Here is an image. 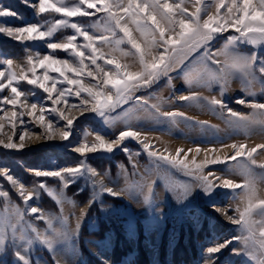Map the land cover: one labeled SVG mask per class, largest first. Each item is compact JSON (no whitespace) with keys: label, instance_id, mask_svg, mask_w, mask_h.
I'll return each mask as SVG.
<instances>
[{"label":"snow or ice","instance_id":"1","mask_svg":"<svg viewBox=\"0 0 264 264\" xmlns=\"http://www.w3.org/2000/svg\"><path fill=\"white\" fill-rule=\"evenodd\" d=\"M26 6L34 9L37 19L21 26H6L0 24V34L15 40L18 43L42 42L50 50L47 54L32 52L25 49L27 55L17 60L14 58H0V94L7 91L8 95H0V133H3L5 123L11 129L12 135L7 140L0 138V146L6 149L22 150L25 141L40 139L54 140L57 137L61 141H69L73 135L75 122L79 118L72 115V111L78 110L80 115L87 112L95 114L106 124H112L117 118H121L124 127L111 136L102 133L85 132V140L71 150L80 157L99 152L111 154L117 149L128 153L124 141L128 139L141 143L150 158H155L154 168L162 169V164L171 167H182L187 175L193 178V183L175 189L177 203H184L195 194H201L208 198L213 211L227 217L233 224L240 226L245 235L234 236L224 242L216 243L206 249V264H216L218 254L229 245L239 243L240 247L231 248L234 256H245L256 264H264V198L260 197L258 185L264 184V162L258 161L257 155H264V143L249 148L247 143L224 144L221 147L231 148V155L209 157L208 153L217 152L216 148L202 149L197 146L185 151L183 148L176 150L175 155H164L154 148L147 136L142 137V132L134 128L131 119L139 120V113H133L131 109H124L122 116L113 117L112 113L117 108H122L129 100L143 104V111L147 113L145 118L157 122L167 121L173 125L187 120L184 112L166 110L163 105L167 101L157 98L156 103L149 104V99L136 96L141 88H150L161 77L168 76L178 59L182 67L184 58L193 51L203 49L197 60L203 61L202 67L186 71L184 77L187 86L206 88L209 92L214 86L219 88L218 99L216 95L210 98L202 97L199 92H190L179 96L183 102H195L200 107H207L210 111L218 112L225 123L236 130H243L247 135L257 126L264 131V102L255 99L246 100L237 98L235 103L250 108L252 112L243 113L233 110L224 101L223 97L228 91L231 82L238 80L242 91L250 97L257 95V87L264 94V58L256 51L245 52L240 44H249L253 48L264 46V0H21ZM215 9L214 12L211 9ZM223 10V12H222ZM97 13H103V23L99 20L87 24L74 21L69 18L93 17ZM56 14L60 18H56ZM14 17L23 19L18 12L0 4V18ZM72 29V34L64 35L62 39H54L58 32L64 29ZM229 29L239 35H227ZM139 33L142 43L138 42L133 32ZM97 32L100 34L97 35ZM122 33V35H118ZM82 37L83 43H78ZM223 37V44L215 51L212 50V42ZM128 44L129 50L121 48ZM109 47L112 52H119L122 56H132L139 64L138 71H131L127 64L119 63L114 56H106L102 49ZM57 50L68 53L73 59H63L54 53ZM134 50V51H132ZM162 50V51H160ZM223 57L221 62L218 57ZM90 61V65L85 61ZM103 60L105 65L113 68H105L97 64ZM215 65V67H212ZM94 66V67H92ZM38 69H43L38 73ZM86 76L93 84H85L82 77ZM49 73H58V77H52ZM71 74L69 77L68 74ZM63 77V79H59ZM22 84L40 89L44 94L43 101H50L48 106L43 101L29 102V96L36 93L31 89L25 90ZM58 84H66L68 87L58 88ZM171 85V77L168 79ZM84 93L85 95H81ZM75 96L79 103L70 102L69 97ZM49 115L55 114L63 121L61 127H56ZM35 118L43 133L37 134L23 131L16 133L17 122L23 124V117ZM163 118V121L161 120ZM179 118V119H177ZM202 129H215L214 125L207 121L197 122ZM218 131V129H215ZM92 136L93 142L89 143L87 137ZM166 151V150H165ZM205 152V159L199 163L193 156L187 160L190 153L199 155ZM183 157L181 158V154ZM136 155H139L137 153ZM131 159V154H129ZM230 162H235L231 164ZM227 164L231 175H239L243 182H236L231 178L216 175L212 170L205 172L209 165ZM133 169L137 168L135 163ZM166 172V169H163ZM35 177L54 178L59 182L58 188L49 187L44 181H36L31 187L26 186L19 178L15 177L7 167H0V176L6 179L16 189L23 201L24 208L12 203L10 193L0 189V198H3V215H0V255L13 256L12 264H32L30 255L33 245L39 244L49 253H53V264H70L63 258V250L78 234L80 219L86 215L81 209V216L77 217L74 229L68 227L69 217L64 215V204L76 206L75 201L69 199L64 189L78 179L84 177L92 182L95 200L107 193L112 197H120L127 193L130 198L142 202L146 206L155 203V184L152 179V167H146L144 173L139 174V179H130L125 175V187L109 186L105 184L107 173L101 174L92 168L86 159H81L74 166H67L54 170L30 169ZM126 171V170H125ZM132 176L138 175L133 172ZM99 177V179H97ZM228 189L233 193V199H239L240 203L233 211L237 215H229L228 210L216 205L212 199L217 189ZM41 190L60 205L59 214H45L36 206L29 205V201L39 199ZM239 190V191H237ZM142 196V201L138 199ZM39 213V215H35ZM33 214L35 219L41 220L46 225L42 231L31 220L26 219ZM59 256V258H57ZM0 264H7L2 261Z\"/></svg>","mask_w":264,"mask_h":264},{"label":"rangeland","instance_id":"2","mask_svg":"<svg viewBox=\"0 0 264 264\" xmlns=\"http://www.w3.org/2000/svg\"><path fill=\"white\" fill-rule=\"evenodd\" d=\"M33 2H35V0H33ZM205 2H210V0H205ZM0 4L18 12L19 15L23 18L21 20L14 17H2L0 18V24H6V26H21L25 23L34 22L37 19H41L35 16L33 8L26 6L21 2V0H0ZM103 16V13H97L93 17H76L69 19L74 21L86 22L87 24H91L97 20L103 23ZM56 18L60 17L56 15ZM72 31L73 30L70 28L64 29L62 30V32H58L54 39H62L64 35L72 34ZM99 34L100 33L97 32V35ZM118 35H122V33H118ZM133 35L136 37L138 42L142 43V39L140 38L139 33H136L134 31ZM227 35L239 34L235 33L234 30L231 29L230 32L224 33V36ZM1 43H8L10 45L12 44V46L16 45L18 48L16 51L12 50V52L9 53L2 50ZM78 43H83L82 37L78 38ZM222 44L223 37H219L218 41L212 42V50L215 51ZM0 46V58L9 57L17 60L27 55L25 51L26 48L31 50L32 52L38 51L41 54H47L50 51L42 42H26L25 44H21L3 34H0ZM239 47L242 51L245 52L256 51L261 58H264L262 54L264 53V46L253 48L252 45L242 43L239 45ZM121 48L129 50L130 46L125 43L121 45ZM102 51L106 56H114L116 60L122 65H129L131 71L139 70V64L132 56H122L119 52H112L109 47H104ZM202 52L203 49H199L198 51H193L188 54L183 60V64L186 65V67H182L181 63L179 62L178 54V59L175 62L173 69L169 71L168 76L161 77L159 81L155 82L150 88H141L135 93V95L139 97H153L152 99H149V104L156 103L157 98L163 101H167V103L163 105L166 110L184 112L188 117L187 120H182L180 123L173 125L167 121H163V118H161L163 122H157L156 120L145 118L147 116V113L143 111L144 106L142 102L137 103L135 102V100H129V102L124 104L122 108H117L116 112L112 113L113 117H117L118 114L122 116L124 109H131L133 113H139L141 118L139 120L133 118L131 119L130 123L134 128H137L142 132L141 138L146 135L148 138L147 142L154 146V148L149 149V151L158 150L159 153L164 155H168L169 153L175 155L176 150L179 148H183L185 149V151H187V149H194L197 146L205 150L214 147L217 149V152L208 153V156H219L223 158L224 156L231 155L233 152L231 148H223V150L221 151L220 149L224 144L247 143L249 148H251L255 147L258 144L264 143V131H261L258 126L251 130L247 135H245V132L243 130H236L229 127L225 123V120L221 118L218 112L214 113L207 107H200L195 102H183L179 100V96L187 95L190 92H199L202 97L207 96L210 98L212 95H216L218 99L220 98L218 86H214L211 92H209L206 88L193 87L190 89L187 86L184 73L189 70H192L194 72L197 67H202V59H196L197 57L201 56ZM54 54L59 58L69 60L73 59L68 53L60 50H57V52ZM218 59L223 62L224 58L221 56L218 57ZM85 63L90 65V61L86 60ZM97 64L105 68H113L112 65H105L103 60H98ZM212 67H215V65H212ZM87 70L88 69H85V76L82 77L85 84H88L89 82L93 84L97 83L98 81H91V78L86 76ZM43 71V69H38V73H42ZM49 75L52 77L59 76L58 73H49ZM68 75L69 77H71L70 73ZM169 77H171V85L168 84ZM59 79H63V77H59ZM21 87H23L25 90L31 89L36 93L35 96L28 97L30 103L41 102L46 95L42 92V90L32 88V86L26 84H22ZM57 87L64 88L68 87V85L58 84ZM256 92L257 95L255 97L247 96L242 91L240 82L238 80H233L223 99L233 110L247 114L252 112V110L250 108L236 104L235 100L237 98L243 97L246 100L255 99L259 102H264V94L260 93L258 87L256 89ZM8 94L9 93L5 91L0 95ZM81 95L83 96L85 94L82 93ZM68 99L70 100V102L77 104L79 103V100L74 95L72 97H69ZM43 102L50 106V101ZM72 115L79 118L75 122V127L72 130L73 135L72 137H70L69 141H61L59 137L54 140H46L43 138V136H41L40 139L34 138L30 141L26 138L25 147L22 150L6 149L3 146H0V167H7L8 169H10L11 173L15 177L19 178L21 182L25 183L26 186L31 187V185L36 181H44L48 184L49 187L52 188H58L60 186L59 182L56 179L45 177L37 178L29 170L60 169L67 166H74L78 163L79 160L86 159V162L92 168L96 169L99 173H107V176L105 177V184H108L109 186L115 185L118 188H123L125 187V175L129 176L130 179L138 180L139 174L144 173L146 167H152V179L156 181L154 189L156 199L155 203L151 206V211L166 214L164 224L165 230L167 229V231L163 251V256L166 264H173V253L174 250L178 248V244H180L181 247L185 250L186 255L189 259L187 263L182 264H206L207 257L205 254H203V252H201V241H205L204 238L206 236L215 234V237H217L219 234H224L225 236H230L232 238L234 236H242L245 234L241 231L240 226L233 225L226 216L213 211L212 207H210L209 199L203 197L201 194L193 195L184 203H177V192L175 191V189H179L185 185L190 186L193 183V178L190 175H187L185 170H183L182 167L179 166L171 167L170 165L162 164V169L160 171H156L154 168L155 158H150L148 152L144 150L143 145L141 143H138L136 140L128 139L124 141V146H126L129 150L128 153L117 149L111 154L99 152L95 154H87L86 158L80 157L79 154L73 152L71 148L78 145L79 143H82L85 140V132L102 133L111 136L115 133H118L124 127V124L122 123L121 118H117L115 121H113L112 124H106L102 121L101 118L97 117L91 112L80 115L79 111L75 109L72 111ZM46 116H48V119H51L54 122L56 127H61L64 123L63 121L59 120V117L55 114L49 115L46 113ZM23 120V124L17 122L16 125L17 143H19L18 135L23 131H29L37 134L43 133V128L35 118L24 116ZM199 121H207L208 124L214 125L215 129H218V131L215 129H202L197 123ZM8 135H12V132L8 124L5 123V128L3 130V133H0V138L7 140ZM87 141L89 143H92L93 137L88 136ZM137 153H139V155H136ZM129 154H131V159L129 158ZM193 156L196 157V162L199 163L205 159V152L202 151L199 155H197L195 152H192L188 155L187 160L191 161ZM182 157L183 153L181 154V158ZM256 158L259 159V155H257ZM133 163L137 165L136 169H133ZM230 163L235 164V162ZM97 164L99 165V168ZM163 169H166V172ZM227 169V164H215L209 165L204 169V171L208 172L209 170H212L218 176L231 178L240 183L243 182V178L241 176L231 175ZM134 171L137 172L138 175L132 176L131 174ZM256 171L261 172L264 170L257 168ZM97 179H99V177H97ZM71 187H73V191L71 192L72 194L68 195L67 190L71 189ZM0 189L8 191L10 193L12 203L20 204L22 208L24 207V205H22L23 201L19 197L16 189L13 188L9 184V182L2 176H0ZM93 192L94 189L92 187V182L84 177L78 179L76 182L70 184L69 187L64 189L65 195L72 199L73 196L76 197L77 195L93 196ZM42 195L46 198L47 201H49V203L56 207V205L51 200H49L48 196H46L42 190L39 201L41 200ZM99 197H102L105 202H109L105 199L106 197L115 201H119L116 199L117 197H112L107 193H104ZM212 199L214 200L216 205H219L228 210L229 215H237V213H235L233 210L238 205L241 207V209L244 207V205L240 203L239 199H233V193L228 189H217L216 194ZM35 203L36 199L29 201V205L31 206H35ZM109 203L113 202L111 201ZM3 204V198H0V210H3ZM113 204L121 205V202L119 201V203ZM94 208L96 209V212H98L97 207L95 206ZM91 215H93V213ZM88 217H90V215H87V218ZM100 218L103 219L101 216ZM26 219L32 220L31 217H26ZM105 222L107 224V220H105ZM172 228L176 230V240L173 242L171 240ZM212 231H214V233ZM200 236L202 237V240L199 239ZM206 243L207 245L211 244L210 241L205 242V245ZM240 246L241 245L239 243L235 242L230 245L231 248ZM227 251V249H224L221 253L218 254L216 264H256L255 261H252L245 256H235L234 258H228ZM8 256L9 253L1 255L0 262L8 261ZM182 256L183 254L180 252L179 258ZM93 258L97 259L96 257ZM85 259L87 260V258ZM159 259L160 246L158 249L156 264H160ZM99 262L102 263L101 261Z\"/></svg>","mask_w":264,"mask_h":264},{"label":"crops","instance_id":"3","mask_svg":"<svg viewBox=\"0 0 264 264\" xmlns=\"http://www.w3.org/2000/svg\"><path fill=\"white\" fill-rule=\"evenodd\" d=\"M211 11L214 12L215 9L213 8L211 9ZM230 31L231 29H229L228 32ZM263 157L264 155H259L258 161L264 162V160L262 159ZM260 185H259L261 189L260 197L264 198V184H260ZM45 195L48 196L46 193ZM48 198L56 205L57 213L46 211L41 206L40 204L41 200L39 201V199H36L35 206L41 209L45 214L47 213L59 214L60 205H58L51 197L48 196ZM68 198L75 201L76 204L75 207L67 203H65L63 206L64 215L69 217L68 227L70 229L75 228L77 224V217L81 216V209H84L86 211V215H84L80 219V228L78 234L74 237V239L70 242L69 245L65 246L62 253L63 258L69 261L70 264H87V260L83 258L80 250V243H81L80 238H81V231L83 228H85L88 233L96 232L98 229V219L96 217V214L93 213V215H90V217L87 218V213L89 209L93 206H96L98 210V214L103 219L107 220L108 230L105 232L104 237L101 240H95L91 238L82 239V245L89 255L96 257L99 261H101L104 264H130V261L137 254L138 226H140L143 235L141 246L147 256L148 264H156L158 249L162 240L163 232L165 230V224H164V219L166 215L165 213L151 211V206H146L142 202L138 203L136 199L130 198L127 193L116 198L121 202V205H115L113 203L105 202L102 197H98L95 200V202L91 203V205L89 206V202L93 198V196L91 195H88L86 200H84L83 202H80L74 198L73 199L70 197ZM138 199L142 201L143 197L138 196ZM3 214H4L3 210H0V215ZM35 215H39V213ZM27 217H31L32 223H34L42 231L46 228L44 222L35 219V216L33 214H29ZM116 230L127 240L130 247V252L125 257H123L118 263H114L112 260V248L115 244ZM175 232L176 230L172 228L171 230L172 242L176 240ZM212 232L214 233V231ZM209 236H206L204 238L205 241L204 240L201 241L202 243L201 252H203V254L206 253V250L204 249H207V247H210V245L212 246L216 243L224 242L225 240L231 239L230 236H225L224 234L223 235L219 234L217 237H215L216 236L215 234L214 235L212 234L210 237ZM212 240L216 242H213ZM208 241H210L211 244L207 245L206 243L205 245V242ZM226 249L228 250L227 251L228 254L226 253L227 257L234 258L235 256L231 254L230 245ZM52 256L53 253H49L41 245L35 244L33 245L30 259L32 261V264H53ZM57 258H59V256ZM12 260H13V256L11 254L10 264H12Z\"/></svg>","mask_w":264,"mask_h":264},{"label":"trees","instance_id":"4","mask_svg":"<svg viewBox=\"0 0 264 264\" xmlns=\"http://www.w3.org/2000/svg\"><path fill=\"white\" fill-rule=\"evenodd\" d=\"M1 44H2V50L9 52V53L12 52V50L16 51L18 48L16 45L12 46V44L10 45L8 43H1ZM263 56H264V54H263ZM103 162H106V161H103ZM97 166L99 168L98 164H97ZM72 191H73V187H71V189L67 190V194L71 195ZM73 198L80 201V202H83L87 198V196L86 195H77L76 197L73 196ZM105 199L109 202L112 201L113 203H119V201H115V200L109 199L107 197ZM40 204L42 205V207L45 210H49V211H53L54 213H57L56 207L54 205H52L51 203H49V201H47L43 195L41 196ZM94 207L95 206H93L89 209L87 215H91L95 211V214L98 217L99 227H98V230L96 232H92V233H88L85 228L82 229L81 238H80L81 239L80 250H81L82 256L87 258L88 264H102L97 259H95L91 255H89L82 245V239L91 238V239H95V240H101L104 237L105 232L108 230V227H107L105 220L100 218V215L98 214V212H96V209ZM166 231H167V229L165 230V232L163 234V237L161 240V245H160V259H159L160 264H166L165 260H164V256H163L164 245H165V241H166L165 240L166 239ZM199 239L202 240V237L200 236ZM142 240H143L142 229L140 226H138L137 254L130 261V264H148L147 256H146V254L143 251L142 246H141ZM177 247L178 248H176L174 250V253H173V255H174V257L172 259L173 264L187 263L189 259L186 255L185 250L181 247L180 244H178ZM129 252H130V247H129L127 240L117 231L115 244L112 248V260H113V262L114 263L120 262V260L123 257H125ZM180 252L183 254V256L179 258ZM10 259H11V254L9 253L7 264H10Z\"/></svg>","mask_w":264,"mask_h":264},{"label":"bare ground","instance_id":"5","mask_svg":"<svg viewBox=\"0 0 264 264\" xmlns=\"http://www.w3.org/2000/svg\"><path fill=\"white\" fill-rule=\"evenodd\" d=\"M229 149V148H228ZM263 159V158H262ZM261 160V159H260ZM262 162V161H261ZM261 186V185H260ZM260 186L258 185V188L260 190L259 194H261V189H260ZM262 187V186H261Z\"/></svg>","mask_w":264,"mask_h":264}]
</instances>
